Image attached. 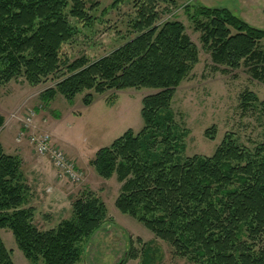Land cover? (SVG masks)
I'll return each mask as SVG.
<instances>
[{
	"label": "trees",
	"instance_id": "obj_1",
	"mask_svg": "<svg viewBox=\"0 0 264 264\" xmlns=\"http://www.w3.org/2000/svg\"><path fill=\"white\" fill-rule=\"evenodd\" d=\"M132 1L135 17L129 23L136 35L92 59L73 58L66 46L79 33L77 24H93L91 11L99 2L0 0V87L18 78L37 86L56 77L55 85L39 94L44 105L57 95L73 104L85 92L87 106L111 90H155L142 99L143 127L126 130L91 160L101 177L116 175L121 183L116 207L193 264H264V138L249 147L235 131H227L212 155H185L190 130L177 122L172 100L198 63L199 49L181 21L158 23L159 3L173 0ZM186 11L216 69L226 72L244 64L264 82V28L227 7L187 6ZM240 98L244 112L256 103L264 111V101L252 90ZM3 122L0 116V126ZM205 135L215 138V125ZM22 163L0 141V228L12 231L33 264H77L83 240L106 219L105 202L85 193L72 202L70 218L40 229L35 207L28 205L31 186ZM129 258L137 254L128 253L122 264ZM150 258L144 264H151ZM0 264H13L1 236Z\"/></svg>",
	"mask_w": 264,
	"mask_h": 264
},
{
	"label": "rangeland",
	"instance_id": "obj_2",
	"mask_svg": "<svg viewBox=\"0 0 264 264\" xmlns=\"http://www.w3.org/2000/svg\"><path fill=\"white\" fill-rule=\"evenodd\" d=\"M87 1L88 6L94 2H99L100 6L91 11L95 18L90 27L77 24L79 33L66 46L71 57L86 54L96 59L136 35L129 23L135 17L132 0H122L109 11L103 10L114 0ZM199 5L227 7L248 23L264 28V0H173L159 3L161 16L158 23L181 21L199 49L198 63L178 86L172 100L177 122L190 130L184 138L185 155H212L227 131H235L240 142L253 147L264 138L263 106L256 103L254 108L244 112L240 96L252 90L259 100L264 101V82L253 78L244 64L226 72L214 67L210 52L200 40V31L186 11L187 6ZM56 82V77H49L42 84L33 86L18 78L0 87V116L4 117L0 141L6 147L10 142L17 144V140L21 141L29 154L23 169L31 185L28 205L35 207V225L44 230L57 227L63 219L72 216L74 199L94 192L105 202L107 216L101 226L83 240L82 258L77 264H122L132 252L137 258H129L123 264H144L147 255L151 257V264H193L188 257L177 255L168 242L157 238L142 222L121 212L115 204L121 183L116 175L101 177L91 164L98 149L109 146L130 128L137 132L143 127L142 99L155 90L145 87L111 90L97 94L88 106L83 103L85 92L77 94L73 104L57 95L44 105L39 94ZM29 115H32V121H26ZM213 125L216 135L212 139L205 135V131ZM20 132L23 135L19 139ZM38 133H49L52 142L64 149L70 158H80H72L82 172L79 181L58 177L59 174L54 172L51 179H40L39 182V177L31 171V160L46 154L37 152L30 141V136ZM52 133L61 145L54 141ZM59 189L61 191H57ZM39 192L44 197H39ZM0 236L11 251L13 264H33L19 248L9 228H0Z\"/></svg>",
	"mask_w": 264,
	"mask_h": 264
},
{
	"label": "built area",
	"instance_id": "obj_3",
	"mask_svg": "<svg viewBox=\"0 0 264 264\" xmlns=\"http://www.w3.org/2000/svg\"><path fill=\"white\" fill-rule=\"evenodd\" d=\"M32 115L27 116L26 121H32ZM22 135L23 132H20L19 139L22 138ZM30 141L34 144L37 152L50 156L53 165L56 167L61 177H67L75 181L81 179L82 172L76 162L70 158L60 146L52 142L49 133L32 134L30 136Z\"/></svg>",
	"mask_w": 264,
	"mask_h": 264
},
{
	"label": "crops",
	"instance_id": "obj_4",
	"mask_svg": "<svg viewBox=\"0 0 264 264\" xmlns=\"http://www.w3.org/2000/svg\"><path fill=\"white\" fill-rule=\"evenodd\" d=\"M52 136L54 138V141L61 145L58 141V139L55 138V135L54 133H52ZM2 142V141H1ZM17 144H14L13 142H10V145L9 147H6L4 145V143L2 142L3 146H4V149L7 153H11V154H16V155H19L21 158H22V166L24 168L25 166V161H26V158L27 156L29 155L27 152H26V148L21 144V141L19 142L17 140ZM66 152V151H65ZM47 155V154H46ZM46 155H41L39 156V158H32L31 160V168L33 167V169H31V171H33L32 173H35L36 176L39 177V182L41 183L40 179L42 180H46V179H51L52 178V174L55 172L57 173V175L59 174L58 170L56 169V167L53 165L51 159H50V156L48 155L47 157H45ZM68 155V154H67ZM32 156V155H31ZM69 156V155H68ZM73 159H77L79 160L80 158H77V157H72ZM24 170V169H23ZM53 170V171H52ZM55 170V171H54ZM25 171V170H24ZM26 177L28 178V175L26 172H24ZM31 173V174H32ZM60 176V174L58 175V177ZM61 177V176H60ZM43 182H46V181H43ZM31 186V185H30ZM40 189V187H39ZM57 191H61L60 189L57 190ZM65 193V192H63ZM60 195H61V192H60ZM67 194L65 193V196ZM39 197H44V194L40 193L39 192ZM75 200V199H74ZM40 201V200H39Z\"/></svg>",
	"mask_w": 264,
	"mask_h": 264
}]
</instances>
